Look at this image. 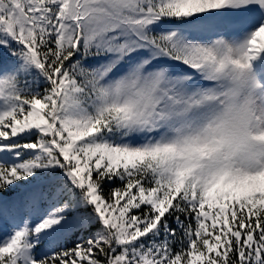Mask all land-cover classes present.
Returning <instances> with one entry per match:
<instances>
[{
	"label": "snow or ice",
	"instance_id": "1",
	"mask_svg": "<svg viewBox=\"0 0 264 264\" xmlns=\"http://www.w3.org/2000/svg\"><path fill=\"white\" fill-rule=\"evenodd\" d=\"M0 264H264V0H0Z\"/></svg>",
	"mask_w": 264,
	"mask_h": 264
}]
</instances>
